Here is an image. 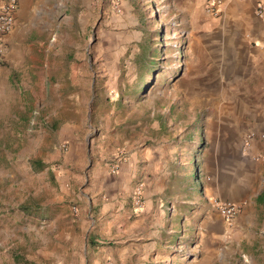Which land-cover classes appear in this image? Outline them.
I'll use <instances>...</instances> for the list:
<instances>
[{
	"label": "rangeland",
	"instance_id": "374dc122",
	"mask_svg": "<svg viewBox=\"0 0 264 264\" xmlns=\"http://www.w3.org/2000/svg\"><path fill=\"white\" fill-rule=\"evenodd\" d=\"M47 9L53 86L37 107L45 118L36 143L25 138L7 159L20 185L7 181L0 202V264H264V210L252 233L212 246L199 204L192 228L190 204L173 198L188 193L189 149L193 159L201 150L188 142L211 108L193 105L188 27L161 0H50ZM118 148L127 160L138 152L140 163L149 148L150 168L182 173L148 213L145 184L142 206L135 201L141 179L116 191L121 208L101 188L99 173L111 172ZM200 172L193 169V188Z\"/></svg>",
	"mask_w": 264,
	"mask_h": 264
},
{
	"label": "crops",
	"instance_id": "0c3cea01",
	"mask_svg": "<svg viewBox=\"0 0 264 264\" xmlns=\"http://www.w3.org/2000/svg\"><path fill=\"white\" fill-rule=\"evenodd\" d=\"M161 1L173 13L174 23L188 27L185 50L193 56V93L198 92L193 94V105L211 107L199 119L201 126L193 131L195 140L189 137L190 148L200 143L201 150L194 153L193 159V149H189L188 193L179 190L173 198L190 204L192 228L193 203L199 204L197 213L201 214L206 239L216 246L241 231L252 233L257 212L264 210V19L256 14L257 3L264 0H225L219 16L205 10L207 0ZM49 2L19 0L13 30L0 37L2 203L7 181L11 186L20 185L18 178L7 173L9 154H21L25 138L36 143L37 123L45 118L37 107L48 105V91L53 86L46 49L51 39ZM199 99L202 101H194ZM172 148L174 152L182 151V145ZM146 150L142 163L138 152H134L118 173H99L101 188L110 196L108 201L112 199L119 208L124 199L116 191L125 186L131 189L141 179L146 199L143 212H150L153 197H162L168 190L166 181L182 174L171 172L166 165L157 170L150 168L154 158L149 148ZM36 161L32 165L31 159L28 166L35 176ZM181 164L178 161L176 167ZM193 169H201L194 188ZM216 201L239 203L242 210L233 221H227L216 208Z\"/></svg>",
	"mask_w": 264,
	"mask_h": 264
},
{
	"label": "built area",
	"instance_id": "2783aa9c",
	"mask_svg": "<svg viewBox=\"0 0 264 264\" xmlns=\"http://www.w3.org/2000/svg\"><path fill=\"white\" fill-rule=\"evenodd\" d=\"M224 3L225 0H207L205 4V10L213 16H219L221 14V7L224 5ZM18 8L19 0H0V37L6 36L13 30ZM256 14L260 18L264 19L263 2L257 3ZM125 161H127V155L125 151L121 149L118 151L115 159L110 165L111 172L113 174L118 173L121 164ZM143 186L144 183H141L135 191V201L140 207L142 206ZM215 206L227 221H233L242 210L241 204L231 201H216Z\"/></svg>",
	"mask_w": 264,
	"mask_h": 264
}]
</instances>
